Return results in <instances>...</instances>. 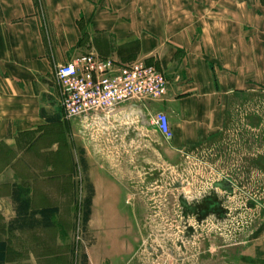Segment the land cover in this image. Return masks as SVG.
Wrapping results in <instances>:
<instances>
[{
    "label": "rangeland",
    "instance_id": "1",
    "mask_svg": "<svg viewBox=\"0 0 264 264\" xmlns=\"http://www.w3.org/2000/svg\"><path fill=\"white\" fill-rule=\"evenodd\" d=\"M237 115L228 127L240 130L210 146L179 149L148 117L101 112L76 131L64 116L61 126L39 127L19 151L1 145L0 171L13 165L33 208H59L52 228L10 232L13 206L0 200L9 264H83L84 255L88 264H264L252 241L264 225V90ZM224 180L232 192L216 186ZM10 189L2 185L0 195ZM209 194L224 216H185L183 203Z\"/></svg>",
    "mask_w": 264,
    "mask_h": 264
},
{
    "label": "crops",
    "instance_id": "2",
    "mask_svg": "<svg viewBox=\"0 0 264 264\" xmlns=\"http://www.w3.org/2000/svg\"><path fill=\"white\" fill-rule=\"evenodd\" d=\"M90 53L120 62L146 60L169 80L163 101L131 102L109 119L143 120L165 112L176 148L210 146L240 130L231 133L229 123L264 90V2L0 0V146L19 151L39 127L65 123L56 70ZM94 116L69 121L72 131L80 128L76 122L90 123ZM14 170L8 165L0 171V187L11 186L7 196L0 195L13 206L8 230L16 216L12 191L22 184ZM252 241L264 262V225ZM8 253L9 246L5 264Z\"/></svg>",
    "mask_w": 264,
    "mask_h": 264
},
{
    "label": "built area",
    "instance_id": "3",
    "mask_svg": "<svg viewBox=\"0 0 264 264\" xmlns=\"http://www.w3.org/2000/svg\"><path fill=\"white\" fill-rule=\"evenodd\" d=\"M56 75L67 121L108 115L131 102L163 101L168 94L166 74L146 60L120 62L90 53L58 66ZM151 123L166 140L173 139L167 113L152 115Z\"/></svg>",
    "mask_w": 264,
    "mask_h": 264
},
{
    "label": "trees",
    "instance_id": "4",
    "mask_svg": "<svg viewBox=\"0 0 264 264\" xmlns=\"http://www.w3.org/2000/svg\"><path fill=\"white\" fill-rule=\"evenodd\" d=\"M264 2V0H261ZM59 120H55L51 123H58ZM92 194L88 197L86 206L87 211L83 215V224L86 225L90 221L91 217V206L93 202L94 186L92 183L89 184ZM30 190L23 188L18 185H14L12 191V198L15 206L16 216L10 221L9 230H23V229H35L39 227L50 228L55 225L54 217L58 214L59 208L44 207L41 209H33L32 202L30 199ZM8 244L5 241H0V264H5L7 259ZM83 264L87 263V256L84 255Z\"/></svg>",
    "mask_w": 264,
    "mask_h": 264
},
{
    "label": "flooded vegetation",
    "instance_id": "5",
    "mask_svg": "<svg viewBox=\"0 0 264 264\" xmlns=\"http://www.w3.org/2000/svg\"><path fill=\"white\" fill-rule=\"evenodd\" d=\"M216 186L222 188L226 192H232L230 182H228L227 180L217 182ZM183 211L185 213V216L193 215L199 221H202L210 216H224L227 213L226 209L222 207V202L215 194H209L200 202H193L189 204L183 203Z\"/></svg>",
    "mask_w": 264,
    "mask_h": 264
}]
</instances>
